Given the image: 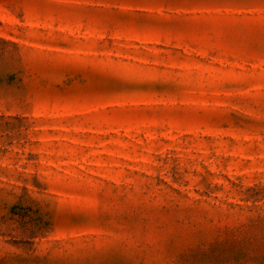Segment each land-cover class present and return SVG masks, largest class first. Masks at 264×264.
I'll return each instance as SVG.
<instances>
[{
  "label": "rangeland",
  "instance_id": "374dc122",
  "mask_svg": "<svg viewBox=\"0 0 264 264\" xmlns=\"http://www.w3.org/2000/svg\"><path fill=\"white\" fill-rule=\"evenodd\" d=\"M0 264H264V0H0Z\"/></svg>",
  "mask_w": 264,
  "mask_h": 264
}]
</instances>
